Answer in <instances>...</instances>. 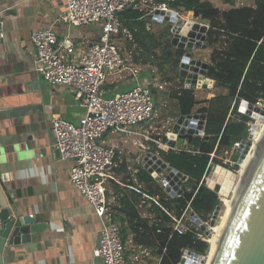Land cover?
<instances>
[{"label":"crops","instance_id":"1","mask_svg":"<svg viewBox=\"0 0 264 264\" xmlns=\"http://www.w3.org/2000/svg\"><path fill=\"white\" fill-rule=\"evenodd\" d=\"M209 1L226 11L232 7H256L261 0ZM154 2L156 0H141L138 7L121 11V30L113 40L128 63L140 68L139 81L163 84L162 88L151 84L154 95L162 93L166 106L171 105L169 109L173 113L164 107L170 113L169 118L179 117L183 112L177 99L178 90L182 83L185 87L186 84L180 74V61L174 72L172 66L171 71L165 63L162 42L172 46L174 52L179 47L168 41V22L149 14ZM64 5L65 0H0V186L14 210L29 214L44 224L42 230L26 231L17 238V243L7 251L6 264H102V259L94 254L99 244L101 220L93 205L70 179L71 160L61 157L52 133L55 116L78 123L84 115V107L70 87L53 85L38 73L31 42L34 29L49 26H54L60 36L69 32L76 39H97L101 32L98 24L78 27L56 21ZM175 9L184 18L201 21L210 27V20L200 14L197 16L194 10L183 6ZM205 42L207 46L194 49L193 56L211 63L212 52L214 48H221V40L213 45L207 38ZM167 78L177 80V84L168 88L172 82ZM134 84L136 81L128 71H122L111 74L104 87L111 95ZM215 84L214 80L208 87H189L195 98L190 113L201 112L202 107L208 106L209 99L219 94L213 92ZM222 88L221 93L225 94L227 89ZM150 123L144 124L140 131L149 130ZM103 142L116 147L118 155L114 178L107 183V196L120 225L126 264H159L158 236L151 225L162 211L172 219L176 214L155 193L148 192L157 198L154 207L153 202L143 205L137 186L147 184L138 177L140 168L146 169V151L160 154L162 148L141 134L114 131H108ZM187 144L188 140H185L181 147ZM135 169H138L139 183L127 179L133 178ZM144 249L147 253L137 261L135 254Z\"/></svg>","mask_w":264,"mask_h":264},{"label":"built area","instance_id":"2","mask_svg":"<svg viewBox=\"0 0 264 264\" xmlns=\"http://www.w3.org/2000/svg\"><path fill=\"white\" fill-rule=\"evenodd\" d=\"M140 1L65 0L64 8L56 21L78 27L100 25L101 32L93 41L76 39L69 32L60 36L54 26L34 29L31 32L38 73L53 85L70 87L84 107V115L78 123L60 115L55 116L52 121V133L61 157L71 160L70 179L93 205L101 220L99 244L94 254L102 259V264L127 263L116 211L107 196V183L110 178H114L118 155L116 147L103 142V136L108 131L128 135L141 134L146 140H154L159 147L161 144H167V140L151 137L149 130L140 131L156 114L151 84L160 88L163 84L157 81H139L140 68L128 63L113 40V36L121 30L119 13L138 7ZM157 8L175 11L178 16L183 17L180 11L171 7L165 0L154 2L150 6L149 14L154 17ZM122 71H128L136 84L108 95L104 87L108 77ZM255 104L262 106L264 100L260 99ZM201 135L204 136L205 132ZM141 145L146 147L142 143ZM241 146L242 140L236 141L232 148L238 151ZM211 156H215V151ZM236 163L240 164L238 160ZM234 166L227 168L235 170ZM137 171L138 169L134 170L130 180L137 181ZM137 189L142 194L143 205L157 202V198L144 190L141 183ZM188 211L189 208H186L180 216L173 217V228L179 233L192 230L189 220L197 224ZM198 236L208 241L202 232H198ZM143 253H147V249L135 254L134 258L140 261ZM187 253L197 258L201 255L191 248H184L181 257V260L185 259L183 264H190L185 257ZM181 260L178 264H181ZM193 264L197 263L193 261Z\"/></svg>","mask_w":264,"mask_h":264},{"label":"trees","instance_id":"3","mask_svg":"<svg viewBox=\"0 0 264 264\" xmlns=\"http://www.w3.org/2000/svg\"><path fill=\"white\" fill-rule=\"evenodd\" d=\"M169 5L198 11L203 18L210 20L207 42L213 45L220 39L221 48H214L212 52L208 77L227 91L225 94L214 95L209 99L208 106L200 109L207 113L204 136L194 135L180 149L159 150L165 161L188 176L180 195L170 196L164 185L144 168H140L138 177L147 182L143 187L147 192L154 193V187L161 186L164 192L162 202L177 216L189 208L202 220L208 221L222 200L221 195L209 187L205 176L211 171L213 163L218 162L219 152L231 148L236 141L249 135L248 121L252 118L239 111L241 99L254 103L264 100V0L256 7H232L226 11H221L209 0H172ZM172 48L169 47L163 53L166 63L172 62L174 69L178 67L185 50L178 48L174 52ZM182 85L177 99L181 112L187 114L195 98L193 90ZM163 140H167V136ZM213 151L215 156L212 157ZM237 156L236 151V161ZM234 168H238V163ZM139 195L141 200V193ZM189 223L192 230L179 233L173 228V219L164 211L156 218L151 227L158 236L157 251L161 255L159 264H178L184 248H191L201 254L208 253L210 243L198 236V232L202 231L197 228V224L190 220Z\"/></svg>","mask_w":264,"mask_h":264},{"label":"water","instance_id":"4","mask_svg":"<svg viewBox=\"0 0 264 264\" xmlns=\"http://www.w3.org/2000/svg\"><path fill=\"white\" fill-rule=\"evenodd\" d=\"M195 14L198 16L199 12L195 11ZM154 17L159 21L168 22L166 26L168 41L185 50L180 59V74L185 80L186 87L211 86L214 79L208 77L210 63L201 57L193 56L194 49L207 46L205 40L209 25L180 17L172 10L157 8ZM181 30L186 35L184 42H182ZM1 32L0 21V40ZM239 111L256 120L253 130L259 121L264 120V104L259 106L247 99H241ZM206 117V112L181 114L167 133V144H161L160 148L164 150H168L169 147L180 148L185 140H191L194 135H201L204 132ZM249 141L250 139H243L242 146L238 148L239 162L248 151ZM144 161V167L164 185L169 194L176 196L183 192L182 186L188 179L187 174L170 165L158 153L146 151ZM217 166L227 168L220 164ZM212 174L211 170L207 183L209 187L220 193L216 184L210 182ZM220 209L221 204L216 206L211 216L212 225L215 224ZM191 216L200 229L209 235L208 226L198 214L192 211ZM43 227L44 224L38 223L31 215H24L19 210H14L0 186V264H6L7 251L11 245L17 243L19 236L21 237L26 231H40ZM206 258L207 255H200L201 264L205 262L206 264H264V136L230 210L226 227H220L212 261H206ZM184 262L185 259H182L181 264Z\"/></svg>","mask_w":264,"mask_h":264},{"label":"bare ground","instance_id":"5","mask_svg":"<svg viewBox=\"0 0 264 264\" xmlns=\"http://www.w3.org/2000/svg\"><path fill=\"white\" fill-rule=\"evenodd\" d=\"M180 34L182 36V42H184L186 38L185 32L181 30ZM197 61L199 62V60ZM198 62L197 66L199 65ZM263 136L264 120L259 121L257 123L256 129H254L251 133V140L249 141L248 151L240 162L238 170L235 169L236 172H232L230 169L224 168L222 166H217L213 170V174L211 177L212 180H210V182L216 184V188L220 189L219 194H222V196L225 197V211L220 219V222L216 226H214L212 237H210L208 240L210 243V249L207 253L208 255L205 254L207 255L206 261H212L213 250L219 239L220 227H226L230 210L239 194L241 185L259 151ZM185 257L188 258V262L190 261V264H193V261L197 264L201 262L200 258L193 256L191 253H187Z\"/></svg>","mask_w":264,"mask_h":264},{"label":"rangeland","instance_id":"6","mask_svg":"<svg viewBox=\"0 0 264 264\" xmlns=\"http://www.w3.org/2000/svg\"><path fill=\"white\" fill-rule=\"evenodd\" d=\"M162 44H163V46L165 45V49H163V51L165 50H167L169 47H172V46H170V45H168V44H166V42H162ZM162 46V47H163ZM173 50H174V48H172ZM175 51V50H174ZM166 63V62H165ZM171 65H172V62H169V65H167L169 68H170V70L172 71V68H171ZM177 68H179V64H178V67ZM175 69L176 68H174V70H173V72L175 71ZM177 76H174V78H176ZM164 78V77H163ZM164 79H166V78H164ZM180 79V78H179ZM108 80V79H107ZM160 80H161V78H160ZM163 80V79H162ZM167 80L169 81V82H172L171 84L169 83L168 85V88H170V87H174V85L175 84H177V80H174V79H171V78H167ZM223 90V88H222V86H220V84L219 83H217L216 82V84L214 85V89H213V92L215 93V92H218V93H221V91ZM155 94V93H154ZM154 97H155V103H156V114H155V116H154V119L151 121V127L149 128V132H150V134H151V137H155V138H161V139H163V137L164 136H167V133L172 129V126H173V124H174V122L176 121V119L178 118V116H175V117H172V118H169L168 116H169V114L170 113H168V112H171V113H173V111H172V109H169V108H171V105H169V107H167L166 106V103L164 102V98H165V96L162 94V93H158L157 92V94L156 95H154ZM235 104V102H233V105ZM240 104V103H239ZM166 108V110L168 111V112H166V110H165V108ZM176 114V113H175ZM172 115V114H171ZM172 116H174V114L172 115ZM251 117V116H250ZM252 119L251 120H249L248 121V125L250 126V128H249V135H248V137L247 138H245V139H250L251 140V132H252V130H253V128L255 127V123H256V120L253 118V117H251ZM74 122H76L75 120H74ZM149 124V125H150ZM257 127V126H256ZM256 129V128H255ZM152 141H154V140H152ZM243 141V140H242ZM153 149V148H152ZM236 151L237 150H234L232 147L231 148H225V149H223L221 152H219L218 154H217V156H218V162L217 161H215L216 163H213V165H212V171L217 167V165L218 164H220V165H223V166H225V167H229V166H232V168H233V165H235V163H236V160H234V155L236 154ZM237 153H238V156H237V160H238V158H239V155H240V152L239 151H237ZM160 155V154H159ZM161 156V155H160ZM242 161V160H241ZM240 161V162H241ZM227 165H225V164ZM230 168V167H229ZM238 168H239V164H238ZM238 168H237V170H238ZM230 170H232L233 172H236L235 170H233V169H230ZM210 173V172H209ZM209 173L207 174V176H206V180H207V182H208V178H209ZM165 174V173H164ZM160 182V181H159ZM161 183V182H160ZM184 184V183H183ZM154 193L155 194H157V195H159V196H161L162 197V195H164V192H163V190H162V187L161 186H158V187H154ZM221 195V200H222V203H221V209H220V212L218 213V215H217V218H216V222H215V224L214 225H212L211 224V216H212V214L210 215V218L208 219V221H204L203 220V222L208 226V229L210 230V234L209 235H206L205 234V232L204 231H202L201 229H200V227H199V225H197L198 227V229L200 230V231H202V233L203 234H205L206 235V238L209 240V238L210 237H212V235H213V232H214V230H213V228H214V226H216L219 222H220V219H221V217H222V215L224 214V211H225V201H224V196H222V194H220ZM193 210H191V209H189V211L188 212H192ZM209 242V241H208ZM209 252V251H208Z\"/></svg>","mask_w":264,"mask_h":264}]
</instances>
